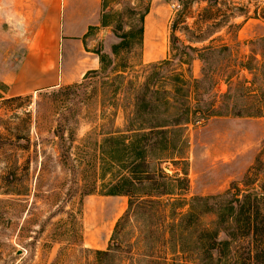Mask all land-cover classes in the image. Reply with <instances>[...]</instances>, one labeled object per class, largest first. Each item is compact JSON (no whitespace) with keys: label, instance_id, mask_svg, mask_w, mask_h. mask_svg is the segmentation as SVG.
I'll return each mask as SVG.
<instances>
[{"label":"rangeland","instance_id":"rangeland-1","mask_svg":"<svg viewBox=\"0 0 264 264\" xmlns=\"http://www.w3.org/2000/svg\"><path fill=\"white\" fill-rule=\"evenodd\" d=\"M190 1L102 0L101 25L89 28L81 52L67 57V65L62 67V29L65 26L74 32L86 25L64 24L60 18L54 25V81L59 84L9 97L3 95L6 84L2 77L10 78L34 41L43 21V2L0 0V178L9 172L17 179L10 186L11 195L0 194V264H95L94 252L108 250L129 198L103 194L113 179L127 175L130 168L122 164L127 156L122 155L120 144L110 145L107 139L111 133L114 137L118 131L133 128V120H125V112L131 110L127 103L145 81L143 68L168 58L173 36L184 44L201 36L204 42L193 44L197 48L228 46L234 61H250L251 69L247 72L236 64L226 69L222 53L207 55L204 62L195 58L192 76L201 79L209 75L216 82L208 91L211 87L206 81L203 99L214 95L216 108L232 114L193 120L169 130L168 148L158 146L147 153L150 170L161 169L165 178L154 176L150 183L140 181L131 189L140 195L150 193L153 197L144 199L158 200L166 207L158 215L152 212L126 221L119 231L118 249L113 247L107 264L183 259L187 255L176 252L172 244L165 247L159 234L174 218L188 212L191 199L223 194L232 183L239 189L254 187L262 192L264 116L233 115L264 112V0ZM147 6V18H153L157 30L149 44L140 47L141 17ZM183 11L185 22L171 31ZM83 57H88L90 64ZM101 57L107 64L104 71ZM117 65L129 67L128 77L137 79L135 87L123 84L120 88L106 81L104 76ZM90 66L95 68L86 71ZM229 75H234V84L244 79L247 83L244 89H235L233 84L226 109L221 97L228 90ZM158 117L164 119L165 115ZM110 147L115 149L113 160L108 154ZM163 192L169 194L158 196ZM172 202L177 204L169 207ZM212 219L208 215L202 221ZM151 230L154 236L146 237L145 232Z\"/></svg>","mask_w":264,"mask_h":264},{"label":"trees","instance_id":"trees-1","mask_svg":"<svg viewBox=\"0 0 264 264\" xmlns=\"http://www.w3.org/2000/svg\"><path fill=\"white\" fill-rule=\"evenodd\" d=\"M208 0H191L189 3L201 2ZM150 6L144 9L141 17L142 26L140 28V37L137 45L142 46L144 18L149 12ZM188 8V7H186ZM185 8V10H186ZM184 10V11H185ZM183 11V12H184ZM185 13H181V21H175L171 31H175L179 23H183ZM104 24V23H102ZM188 30V27L185 26ZM204 39L197 36L184 44L176 37L170 39V51L168 58L157 63H151L143 68L146 72L145 81L139 86L133 97H130L128 107L131 110L126 115L125 120H133V128L125 131H118L119 135L108 137L109 144H120V151L125 155L122 164L127 165V175H120L109 183V189L103 195L110 196H127L128 209L125 214L118 220L111 239L112 244L107 251H95V264L105 261L110 262L114 248L118 249L117 238L119 231L124 223L132 216H146L150 213L159 214L161 209L166 207L158 200L144 199V197H153L150 193L144 195L135 192L140 181L150 183L156 176L164 179L162 170L156 168L155 172L150 170V164L146 162L147 153H152L158 146L167 149L170 142L168 138L169 130L177 129L193 120L203 121L215 116H229L232 113L222 112L221 108H216L214 95H209L207 101L203 99V93L207 91L204 85L210 83L208 91L216 85L213 77L204 75L201 79H196L191 74V65L195 58L205 61L207 55L223 54L225 59V68L229 69L234 66H240L241 70L250 71V61L245 63H236L232 58L231 50L228 46L214 48L205 46L202 48L194 47L195 43H202ZM179 46L180 50L176 51L175 47ZM254 60V59H253ZM101 71L107 66L105 57H101ZM264 63H261L263 66ZM186 67V68H185ZM127 65H117L104 76L106 81H113L119 86L137 85L136 76L128 77ZM100 71V72H101ZM148 71V73H147ZM99 72V73H100ZM96 73V74H99ZM115 74L110 77V74ZM234 75L226 78L228 85L227 92L221 97V104L227 109L230 101V93L233 86ZM210 78V81L208 80ZM247 80L244 79L234 84L235 89L245 88ZM124 84V85H123ZM123 85V86H122ZM122 86V87H121ZM163 87V88H161ZM166 87L170 90L167 91ZM202 87L204 91H202ZM161 88V89H160ZM247 105H244L245 107ZM124 108V107H123ZM126 110V108H124ZM158 114H163L164 119H160ZM143 115L147 116L144 117ZM234 117H253L259 118L264 116L261 111L243 115L241 112L233 115ZM140 119V122L136 120ZM129 133L128 136H124ZM122 134V135H121ZM108 154L113 160L115 149L110 147ZM14 173H5L0 178L1 195H11L10 186L16 181ZM167 180V179H166ZM169 180V179H168ZM128 185V189H123ZM169 194L166 192L158 196ZM17 195H20L17 193ZM156 196V197H158ZM3 202L0 200V203ZM177 203H169V207H174ZM189 210L186 214L173 219L168 228L160 231L159 238L164 246L170 244L176 252L187 255L183 259L173 260L171 263L163 262L160 264H264V189L261 193L257 192L254 187L243 190L239 189L236 184L232 183L230 188L223 194L209 197H195L188 203ZM213 216V219L203 223L205 216ZM146 237H153L154 232H145ZM169 238L165 239V235ZM115 244V245H114ZM114 247V248H113Z\"/></svg>","mask_w":264,"mask_h":264},{"label":"crops","instance_id":"crops-1","mask_svg":"<svg viewBox=\"0 0 264 264\" xmlns=\"http://www.w3.org/2000/svg\"><path fill=\"white\" fill-rule=\"evenodd\" d=\"M41 21L38 26L36 36L32 44L26 47L25 57L19 63L9 79L2 77L6 84V90L3 95L9 97H18L25 94L37 93L46 88H55L59 84L54 81L57 75V68L54 64V58L57 49L54 43L55 24L61 18L64 24H85L84 28L72 32L71 29H62L61 35V67L67 65V57L73 53L78 54L83 48V39L93 24L101 25L103 13L102 0H42ZM149 12L144 18L143 43L149 44L152 36L156 32L153 28V18H147ZM98 26V25H97ZM92 55V52H84ZM150 54V56H153ZM83 61L89 63L88 57H83ZM90 64V63H89ZM56 68V69H55ZM95 67H87L92 70Z\"/></svg>","mask_w":264,"mask_h":264}]
</instances>
